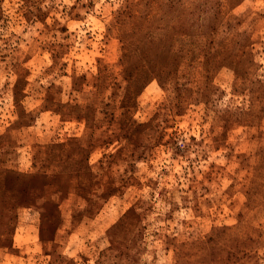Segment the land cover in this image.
Segmentation results:
<instances>
[{"label": "rangeland", "instance_id": "374dc122", "mask_svg": "<svg viewBox=\"0 0 264 264\" xmlns=\"http://www.w3.org/2000/svg\"><path fill=\"white\" fill-rule=\"evenodd\" d=\"M0 264H264V0H0Z\"/></svg>", "mask_w": 264, "mask_h": 264}, {"label": "trees", "instance_id": "16d2710c", "mask_svg": "<svg viewBox=\"0 0 264 264\" xmlns=\"http://www.w3.org/2000/svg\"><path fill=\"white\" fill-rule=\"evenodd\" d=\"M6 174H11L12 176H14V178L15 176H17V174H15V172H12V171H7Z\"/></svg>", "mask_w": 264, "mask_h": 264}]
</instances>
